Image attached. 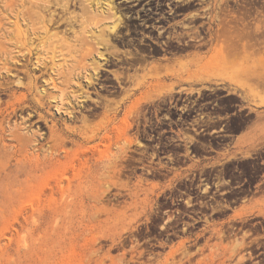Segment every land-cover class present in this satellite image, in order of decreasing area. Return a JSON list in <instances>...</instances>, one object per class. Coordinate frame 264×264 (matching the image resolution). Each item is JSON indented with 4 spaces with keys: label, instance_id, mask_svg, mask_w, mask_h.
I'll return each mask as SVG.
<instances>
[{
    "label": "flooded vegetation",
    "instance_id": "flooded-vegetation-1",
    "mask_svg": "<svg viewBox=\"0 0 264 264\" xmlns=\"http://www.w3.org/2000/svg\"><path fill=\"white\" fill-rule=\"evenodd\" d=\"M36 12L68 31L73 60L84 52L78 31H100L84 42V93L66 114L68 137L123 145L129 181L114 188L149 190L147 222L126 237L134 261L264 264V217L251 213L264 206V70L203 68L264 60L212 53L251 51L250 39L224 31L251 30L257 12L264 20V0H38ZM112 194V205L130 203L129 192Z\"/></svg>",
    "mask_w": 264,
    "mask_h": 264
},
{
    "label": "rangeland",
    "instance_id": "rangeland-1",
    "mask_svg": "<svg viewBox=\"0 0 264 264\" xmlns=\"http://www.w3.org/2000/svg\"><path fill=\"white\" fill-rule=\"evenodd\" d=\"M37 1L0 0V264H137L126 237L147 222L149 190L114 188L129 181L119 170L123 145L68 137L66 114L84 93V42L100 31H78L84 52L73 60L68 31L47 28ZM251 23L246 32L224 31L250 39V52L220 45L212 53L264 54L259 12ZM234 64L244 72L264 70L263 59L208 61L203 68L229 76ZM229 160L239 159L219 161L227 166ZM113 192H129L122 198L130 203L112 205L108 199L120 196ZM251 213L264 217V206Z\"/></svg>",
    "mask_w": 264,
    "mask_h": 264
},
{
    "label": "bare ground",
    "instance_id": "bare-ground-1",
    "mask_svg": "<svg viewBox=\"0 0 264 264\" xmlns=\"http://www.w3.org/2000/svg\"><path fill=\"white\" fill-rule=\"evenodd\" d=\"M41 64V63H40ZM37 66H38V64H37ZM36 67V66H35ZM236 78H237V76H236ZM239 79H240V77H239ZM239 79H238V82L239 83H241V81H242V79H241V81H239ZM235 80V79H234ZM243 82V81H242ZM18 84L19 85H22V82L21 81H18ZM263 103H264V100H263ZM69 105H70V103H69ZM58 108V107H57Z\"/></svg>",
    "mask_w": 264,
    "mask_h": 264
}]
</instances>
